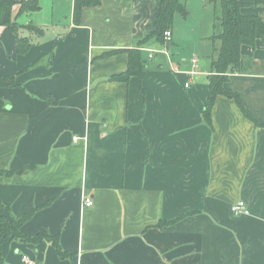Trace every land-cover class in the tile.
Returning <instances> with one entry per match:
<instances>
[{"label": "crops", "instance_id": "crops-1", "mask_svg": "<svg viewBox=\"0 0 264 264\" xmlns=\"http://www.w3.org/2000/svg\"><path fill=\"white\" fill-rule=\"evenodd\" d=\"M243 1L264 18V0ZM38 3L13 8L17 32L0 25V75L18 84L0 88V170H22L0 175V203L31 211L20 232L57 235L67 255L8 239L1 264H264V48L242 45L244 70L227 82L254 120L218 95L209 125V57L168 52L172 27L165 45L144 40L157 0H98L78 22L74 0ZM126 49L143 77L109 79ZM239 200L247 214L231 212Z\"/></svg>", "mask_w": 264, "mask_h": 264}, {"label": "trees", "instance_id": "trees-1", "mask_svg": "<svg viewBox=\"0 0 264 264\" xmlns=\"http://www.w3.org/2000/svg\"><path fill=\"white\" fill-rule=\"evenodd\" d=\"M212 6L213 23L212 33L209 40L212 44V53L209 56L207 75L208 95L203 108L204 121L211 124L210 111L216 96L223 95L232 98L246 117L254 120L245 110L240 95L227 86L228 77L231 73L241 72L243 65L240 59V48L248 45L252 49L264 48V18L261 15H246L241 12L245 5L243 0H207ZM98 0H74L73 19L79 21L80 12L85 6H95ZM18 6V14L21 12H32L39 9L38 0H0V25H11L15 32L20 26L12 17V10ZM185 16L183 0H157L156 18L153 23V30L150 34L144 35V40L153 38L156 42L166 44L164 32L172 27L175 13ZM28 29L36 33H42V29L32 23L26 25ZM169 42V41H168ZM31 41L26 37H18L16 40V53H24L30 46ZM129 53V66L120 73L109 77L111 80L127 81L129 76L134 74L138 78L144 75V62L140 60L134 49H126ZM15 79L10 76L0 75V88L17 87ZM30 166L24 167V169ZM22 170H0V175H11L20 173ZM10 209L0 203V264L2 263L1 245L8 239H16L21 242L37 243L41 240H48L53 243L56 251L61 256H66L58 243L57 235L47 233L27 236L20 232L21 224L30 218L32 212H27L21 217H13Z\"/></svg>", "mask_w": 264, "mask_h": 264}, {"label": "rangeland", "instance_id": "rangeland-1", "mask_svg": "<svg viewBox=\"0 0 264 264\" xmlns=\"http://www.w3.org/2000/svg\"><path fill=\"white\" fill-rule=\"evenodd\" d=\"M183 3L186 15L178 12L174 15L172 28L176 36L168 52L179 49L181 57H185L194 51L196 55L202 57L200 60L207 59L212 53L211 41L207 39L212 33V6L207 0H183ZM199 69L206 67L199 66L196 70Z\"/></svg>", "mask_w": 264, "mask_h": 264}, {"label": "built area", "instance_id": "built-area-1", "mask_svg": "<svg viewBox=\"0 0 264 264\" xmlns=\"http://www.w3.org/2000/svg\"><path fill=\"white\" fill-rule=\"evenodd\" d=\"M170 37H171V31L170 30H166L164 32V40L165 41H169ZM193 62H194V66H197L196 59H194ZM185 85L187 86V83H185ZM83 203H84L85 206H91L93 204V201L89 197H85L84 200H83ZM231 212L234 215H239V214H247L248 210L245 207L244 202L239 200L236 203L231 205ZM22 259L25 261L26 264H39L35 260L27 257L26 255L22 256Z\"/></svg>", "mask_w": 264, "mask_h": 264}, {"label": "water", "instance_id": "water-1", "mask_svg": "<svg viewBox=\"0 0 264 264\" xmlns=\"http://www.w3.org/2000/svg\"><path fill=\"white\" fill-rule=\"evenodd\" d=\"M200 65H202V61L200 62Z\"/></svg>", "mask_w": 264, "mask_h": 264}]
</instances>
